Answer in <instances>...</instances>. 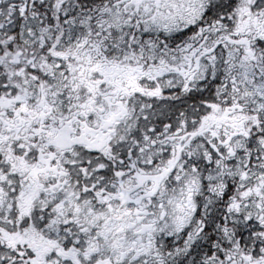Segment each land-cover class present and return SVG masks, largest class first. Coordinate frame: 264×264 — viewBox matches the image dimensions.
I'll list each match as a JSON object with an SVG mask.
<instances>
[{
  "label": "snow or ice",
  "instance_id": "6c2138e0",
  "mask_svg": "<svg viewBox=\"0 0 264 264\" xmlns=\"http://www.w3.org/2000/svg\"><path fill=\"white\" fill-rule=\"evenodd\" d=\"M0 264H264V0H0Z\"/></svg>",
  "mask_w": 264,
  "mask_h": 264
}]
</instances>
